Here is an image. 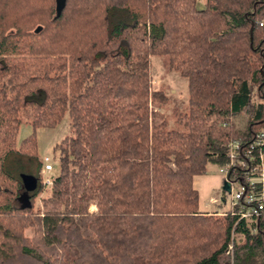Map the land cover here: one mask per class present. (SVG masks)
Wrapping results in <instances>:
<instances>
[{"label":"trees","instance_id":"1","mask_svg":"<svg viewBox=\"0 0 264 264\" xmlns=\"http://www.w3.org/2000/svg\"><path fill=\"white\" fill-rule=\"evenodd\" d=\"M58 2L0 0V264H264V211L203 214L192 186L232 139L245 163L227 177L243 181L264 134V0H64L56 15ZM151 56L186 79L182 130L159 111ZM65 114L35 209L36 129Z\"/></svg>","mask_w":264,"mask_h":264},{"label":"rangeland","instance_id":"2","mask_svg":"<svg viewBox=\"0 0 264 264\" xmlns=\"http://www.w3.org/2000/svg\"><path fill=\"white\" fill-rule=\"evenodd\" d=\"M204 0H198L197 6L202 7ZM149 73L151 76L152 89L160 90L167 97V101L163 103L159 111L163 114L167 121V129L172 130H182V125L177 121V115L180 113H185L187 111V90H186V79L181 77L177 72L171 70L168 66V61L166 57L161 56H151L149 60ZM20 126L17 133L16 140L19 141L31 132L30 126L27 124L28 114L26 111H22L19 114ZM236 126L241 128L244 123V118L242 116H237L234 118ZM70 133L68 125V117L65 114L59 123L53 128H39L36 129V140H37V154L38 158L41 159L43 156H47L50 159L52 165V171L49 172L48 176H53L58 171L57 163V153L53 152V145L59 142L63 137ZM34 163L30 162V167L32 168ZM217 172L219 169L216 165L208 164L206 172L204 175L210 178L213 182L215 176L217 177ZM221 175V173H219ZM225 181L221 175V180H219V186L216 191L210 190L209 194L211 196L215 194L212 200L220 201L221 196H224L223 205H218V207L212 208L209 212H201L203 214L209 215L213 214L215 216H221L226 212L229 207L230 195L225 193L221 189L222 182ZM229 185V183H228ZM235 188V186H233ZM48 187L42 188V190L34 198V208L40 206V198L47 194ZM206 199V198H205ZM18 204H22V199L17 201ZM218 204V202H217ZM92 210L93 207H90ZM31 230H24L26 236L31 235ZM230 264L231 261H230Z\"/></svg>","mask_w":264,"mask_h":264},{"label":"built area","instance_id":"3","mask_svg":"<svg viewBox=\"0 0 264 264\" xmlns=\"http://www.w3.org/2000/svg\"><path fill=\"white\" fill-rule=\"evenodd\" d=\"M261 24L260 22L259 25ZM263 144L264 134L261 131L253 137L244 152V155L249 159V165L250 163L251 165L245 172L243 181L241 179H229L227 177L229 166L236 164L243 167L245 163L241 157H238V140L232 139L229 141L225 153L227 161L218 167L219 173H221L223 179L229 183L228 194L230 195V200L227 210L235 209L238 217L247 221H254L256 216L260 214V211H264V153L261 151ZM255 148L257 149V154L256 156H252L251 151ZM41 163V183L44 187H48L51 184V177L47 174L52 171L53 167L47 156L41 158ZM233 186H235V188H233ZM212 201L215 203L220 202L214 199ZM227 249H230V245ZM227 252L228 250L225 251V253Z\"/></svg>","mask_w":264,"mask_h":264},{"label":"crops","instance_id":"4","mask_svg":"<svg viewBox=\"0 0 264 264\" xmlns=\"http://www.w3.org/2000/svg\"><path fill=\"white\" fill-rule=\"evenodd\" d=\"M219 180H221V175L218 172L213 182L204 174L192 177V186L197 191V209L199 212H209L212 208L218 207V204L212 201L215 194L211 196L209 192L210 190L216 191L219 186Z\"/></svg>","mask_w":264,"mask_h":264},{"label":"water","instance_id":"5","mask_svg":"<svg viewBox=\"0 0 264 264\" xmlns=\"http://www.w3.org/2000/svg\"><path fill=\"white\" fill-rule=\"evenodd\" d=\"M63 4H64V0H60V2H58L57 8H56V15L59 14V11L61 10ZM37 30H38V28H35L34 31L36 32ZM20 180H21V183H22L24 190L32 191L36 188V178L33 175L21 174ZM221 189L224 190L225 192H229L228 182L223 181L221 184Z\"/></svg>","mask_w":264,"mask_h":264}]
</instances>
